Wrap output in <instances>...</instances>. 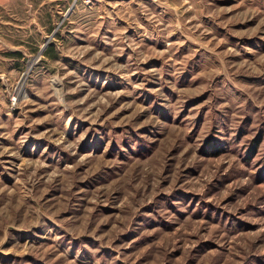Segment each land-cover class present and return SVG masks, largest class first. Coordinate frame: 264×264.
Wrapping results in <instances>:
<instances>
[{
	"label": "rangeland",
	"instance_id": "374dc122",
	"mask_svg": "<svg viewBox=\"0 0 264 264\" xmlns=\"http://www.w3.org/2000/svg\"><path fill=\"white\" fill-rule=\"evenodd\" d=\"M0 264H264V0H2Z\"/></svg>",
	"mask_w": 264,
	"mask_h": 264
},
{
	"label": "crops",
	"instance_id": "0c3cea01",
	"mask_svg": "<svg viewBox=\"0 0 264 264\" xmlns=\"http://www.w3.org/2000/svg\"><path fill=\"white\" fill-rule=\"evenodd\" d=\"M0 2H2V0H0Z\"/></svg>",
	"mask_w": 264,
	"mask_h": 264
}]
</instances>
